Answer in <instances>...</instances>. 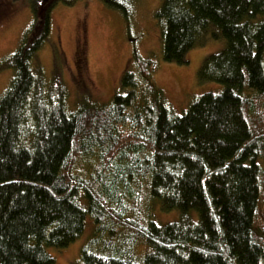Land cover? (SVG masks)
<instances>
[{
  "label": "trees",
  "instance_id": "obj_1",
  "mask_svg": "<svg viewBox=\"0 0 264 264\" xmlns=\"http://www.w3.org/2000/svg\"><path fill=\"white\" fill-rule=\"evenodd\" d=\"M76 1L31 0V22L4 60L0 264H54L47 248L74 243L88 219L93 237L75 264H264V0L162 1L164 62L226 41L198 72L223 90L180 115L155 83L158 61L130 35L117 93L69 108L62 81H46L34 59L52 10ZM101 1L128 23V0ZM154 204L175 220L158 224Z\"/></svg>",
  "mask_w": 264,
  "mask_h": 264
},
{
  "label": "rangeland",
  "instance_id": "obj_2",
  "mask_svg": "<svg viewBox=\"0 0 264 264\" xmlns=\"http://www.w3.org/2000/svg\"><path fill=\"white\" fill-rule=\"evenodd\" d=\"M30 1L0 0V95L12 77L4 60L15 50L32 19ZM162 1L128 0L132 11L128 23L119 10L107 7L101 0H78L70 6L59 3L51 12L50 40L38 52L34 65L46 81L58 76L68 92L69 108L74 109L81 101L104 104L117 93L122 74L131 66L134 39L140 56L158 61L155 83L170 108L183 114L200 95L223 90L221 84L199 82L198 72L204 58L221 51L226 41L208 39L203 46L186 53V63L164 62L154 17ZM258 163L264 169V157ZM153 208L156 223L175 220L177 213L163 212L157 204ZM93 232V223L88 219L83 234L74 243L62 249L47 248L54 264H75L80 247L93 237Z\"/></svg>",
  "mask_w": 264,
  "mask_h": 264
}]
</instances>
